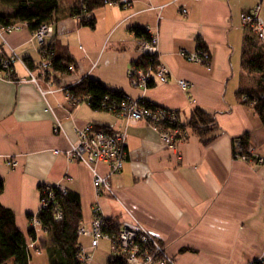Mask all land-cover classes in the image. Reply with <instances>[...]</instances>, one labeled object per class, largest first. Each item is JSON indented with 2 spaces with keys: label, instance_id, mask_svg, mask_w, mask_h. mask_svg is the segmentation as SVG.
Wrapping results in <instances>:
<instances>
[{
  "label": "crops",
  "instance_id": "obj_1",
  "mask_svg": "<svg viewBox=\"0 0 264 264\" xmlns=\"http://www.w3.org/2000/svg\"><path fill=\"white\" fill-rule=\"evenodd\" d=\"M72 2L62 0V7ZM256 5L264 19V0L105 3L94 10V28L80 25L76 17L64 14L67 10L59 11L45 42L54 44L55 54L70 57L74 65L69 73H50L55 80L45 78L39 68L44 56L31 30L22 24L0 28L1 48L17 54L14 79L0 77V177L4 180L0 202L14 211L30 253L44 249L43 240L50 241L39 224L33 225L35 239L27 235L28 215H35L41 205L37 186L46 183L79 193L84 226L90 224L94 204L116 223L137 219L175 264L264 261V161L234 157L231 143L233 137L247 132L253 153L264 156V124L236 94L244 30L241 13ZM133 26L156 35L158 59L168 68L166 82L155 78L145 89L131 84L128 70L140 56L142 38L133 33ZM200 45L208 51L207 63L180 55V50L193 51ZM29 71L42 89L53 91L42 94L33 82L20 81L29 77ZM84 76L175 110L183 122L199 106L214 113V136L204 143L187 128L185 139L166 146L146 119L127 125L117 113L68 99L63 88ZM178 79H185L189 87L183 90ZM57 122L60 130L55 131ZM87 123L126 132L124 162L120 171L109 175L112 195L98 194L90 167L63 153ZM92 165L100 174L108 173L105 161ZM81 246L94 250L91 264L103 263L102 256L96 257V248L89 243Z\"/></svg>",
  "mask_w": 264,
  "mask_h": 264
},
{
  "label": "trees",
  "instance_id": "obj_2",
  "mask_svg": "<svg viewBox=\"0 0 264 264\" xmlns=\"http://www.w3.org/2000/svg\"><path fill=\"white\" fill-rule=\"evenodd\" d=\"M108 1L73 0L68 7H62V0H0V28L22 24L33 32L40 24L51 23L58 16L57 13L63 10H67L65 15L76 17L80 25L94 28V10ZM132 31L137 37L149 38L150 36L148 30L143 27L133 26ZM199 47L204 48L202 45ZM40 51L49 62V67L42 71L45 78L55 80L56 78H52L50 73L65 74L73 69L72 59L55 54L54 44L40 45ZM153 62L154 59L151 56L142 54L131 62V66L147 67L154 64ZM25 63L33 69L31 61L25 59ZM12 65L13 62L11 68ZM240 68L237 97L242 104L252 107L261 123L264 124V42L256 36L250 24L245 25L243 30ZM153 84L150 81L148 85ZM64 89L71 92L78 101L87 102L92 109L114 113H117V106L127 95L119 88L109 87L99 79L88 76L65 86ZM143 103L148 107L158 106L148 100H143ZM176 125L186 132V136L187 128L190 129L204 143L213 138L212 131L217 128L214 113L199 106L192 108L187 121H181L178 115ZM231 143L234 157L239 158L244 154L250 161L257 160L258 155L250 151L252 149L247 132L233 137ZM3 188L4 180L0 177V193ZM63 188L58 184H38L41 205L35 215H28V219L30 223L34 219L37 220L50 237L49 242L43 240L41 243L47 252L48 264H87L78 258L81 247L78 241V228L82 224L80 196L75 190ZM101 194L105 193L101 192ZM56 212L61 213L59 219L55 218ZM105 222L103 230L106 233L117 232L120 228V224L111 218H105ZM27 235L31 239L36 238L32 224L27 228ZM110 251L106 264H128L124 255L115 253L112 249ZM30 257L26 236L15 223L14 211L0 202V264H29ZM249 264H264V261L255 259Z\"/></svg>",
  "mask_w": 264,
  "mask_h": 264
},
{
  "label": "built area",
  "instance_id": "obj_3",
  "mask_svg": "<svg viewBox=\"0 0 264 264\" xmlns=\"http://www.w3.org/2000/svg\"><path fill=\"white\" fill-rule=\"evenodd\" d=\"M107 3H128V0H109ZM258 5L250 10L241 13V22L243 26L250 24L256 36L264 42V19L258 13ZM183 11H185L183 9ZM20 25L6 27V29L18 28ZM52 28L50 23H42L33 31V35L40 45H44L45 39L51 35ZM139 55L148 54L154 59V64L147 67L130 66L128 76L131 84L140 88L149 87V82L155 83V78L159 82L168 80V68L159 61L157 56V37L151 35L149 38H140L138 41ZM180 55L188 61L207 63L209 54L205 48H196L193 51L180 50ZM17 57L12 50L5 52L0 46V77L13 80L11 64ZM49 67L46 56L39 63V68L44 71ZM20 81H31L36 84L42 94L52 92L53 88L47 90L42 89L38 83V79L34 73L29 71V77L20 78ZM178 85L186 90L189 82L185 79H178ZM64 89V88H63ZM65 90V89H64ZM68 99L78 101L73 94L66 91ZM117 114L122 116L126 124H133L139 119H146L150 126L159 131L161 139L166 146H174L186 136V132L182 131L178 125V114L175 110H171L161 106L148 107L140 98H134L126 95L125 98L117 106ZM60 123L57 122L54 130H60ZM181 136V137H180ZM252 152V150H250ZM55 153L58 150L54 151ZM65 156L70 160H76L86 163L92 172V184L98 194L101 192L112 195L113 190L110 184L109 175L120 171L126 155V132L125 130H104L96 128L91 123L85 124L79 128L76 136L69 141L68 148L63 151ZM239 159L248 161L246 155L242 154ZM97 161H105L108 168L106 175L100 174L92 165ZM264 161L263 156H257L255 162ZM63 188L62 186H60ZM64 190V188H63ZM92 217L89 226H81L78 228V234H84L90 239V246L95 248L98 246L99 240L103 237L110 239L111 249L115 253L124 255L128 264H175L173 259L165 251L163 245L159 243L156 236L147 229L141 222L135 218L123 220L117 232H104L105 216L98 204L92 206ZM61 217L60 212H56L55 218ZM32 225L38 224L37 220H32ZM78 258L82 262H87L90 258L88 252L81 246Z\"/></svg>",
  "mask_w": 264,
  "mask_h": 264
},
{
  "label": "rangeland",
  "instance_id": "obj_4",
  "mask_svg": "<svg viewBox=\"0 0 264 264\" xmlns=\"http://www.w3.org/2000/svg\"><path fill=\"white\" fill-rule=\"evenodd\" d=\"M252 152H253V150H252ZM248 162H253V160L252 161L248 160ZM87 237L84 234H79V238H78L79 243L81 245L89 243V246H90V239H89V237L88 238ZM99 242H100L99 247L98 248L95 247L96 248L95 252L97 254L96 257L102 256L101 257L103 259L102 264H105L106 259L110 256V253H111V251H110L111 241H110V239L103 237L99 240ZM90 248L94 249L91 246H90ZM93 251L94 250H90V252H89L86 250V252H88V254L90 256L89 260L86 262L87 264H91L90 263V259H91L90 253H92ZM29 264H48V255L46 253V250L42 249V250H40V252H36L33 249H31V258L29 260Z\"/></svg>",
  "mask_w": 264,
  "mask_h": 264
}]
</instances>
